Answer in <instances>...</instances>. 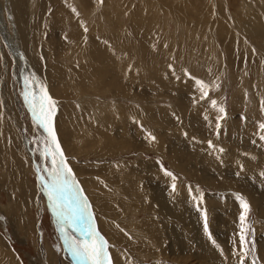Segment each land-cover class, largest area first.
<instances>
[{
    "label": "rangeland",
    "instance_id": "rangeland-1",
    "mask_svg": "<svg viewBox=\"0 0 264 264\" xmlns=\"http://www.w3.org/2000/svg\"><path fill=\"white\" fill-rule=\"evenodd\" d=\"M0 20V264H82L26 80L111 264H240L241 198L264 264V0H0Z\"/></svg>",
    "mask_w": 264,
    "mask_h": 264
},
{
    "label": "snow or ice",
    "instance_id": "snow-or-ice-1",
    "mask_svg": "<svg viewBox=\"0 0 264 264\" xmlns=\"http://www.w3.org/2000/svg\"><path fill=\"white\" fill-rule=\"evenodd\" d=\"M29 86V90L25 92L24 98L28 102L33 112V117L38 121L40 126L47 133V143L43 152L45 157L51 159V169L49 170V180L44 181V188L48 194L53 212L58 218L61 225L79 231L89 239L76 240L71 237L70 233L65 232V244L68 246L73 258L82 262V264H111L109 254L107 252L106 241L96 231L91 220V213L88 211V202L83 197L81 191L77 187L72 170L65 162L64 152L57 140L56 132L53 127V116L56 111V102L48 95L46 89L41 86L39 95L30 87V81H25ZM200 85L202 93L207 96L205 90L207 86L203 81H197ZM215 101H212L215 106ZM224 111L223 108L220 109ZM264 129V124L260 125ZM264 138V137H262ZM172 175L171 173H166ZM175 188V185H173ZM242 213L240 220V264H245L250 250L247 248L246 240V215L248 210L247 203L241 198L240 200ZM207 231V225L205 224ZM211 238V237H210ZM215 243V241H213ZM255 264V262H253Z\"/></svg>",
    "mask_w": 264,
    "mask_h": 264
},
{
    "label": "bare ground",
    "instance_id": "bare-ground-1",
    "mask_svg": "<svg viewBox=\"0 0 264 264\" xmlns=\"http://www.w3.org/2000/svg\"><path fill=\"white\" fill-rule=\"evenodd\" d=\"M79 1V0H78ZM75 4V3H74ZM82 4V3H81ZM80 5V4H79ZM78 6V5H77ZM79 7V6H78ZM77 8V7H76ZM80 8V7H79ZM86 8V7H85ZM82 9V8H81ZM80 10V9H79ZM82 11V10H81ZM86 12V11H85ZM115 12V11H114ZM90 12H88V14H89ZM117 13V12H116ZM111 15V14H110ZM115 15V14H114ZM89 16H90V14H89ZM2 20V19H1ZM0 20V25L2 26V24H1V21ZM3 27L4 26H2V29H1V31L3 30L4 31V29H3ZM93 29V28H92ZM7 31V30H6ZM3 35V34H2ZM3 37L5 38V35H3ZM5 40V39H4ZM14 42V41H13ZM15 43V42H14ZM17 49V48H16ZM15 50V49H14ZM14 53H16V55H18V56H20V55H22V54H20V52L18 51V49L17 50H15V52ZM23 57V56H22ZM94 64H96V63H94ZM26 69H27V67H26ZM26 71V70H25ZM99 71H100V69H99ZM26 72H28V71H26ZM101 72V71H100ZM96 73H98V72H96ZM113 73V72H112ZM112 73H110V74H112ZM27 74V73H26ZM99 74V73H98ZM101 74V73H100ZM111 76V75H110ZM28 77V76H27ZM111 77H113V76H111ZM108 78H109V76H108ZM111 80H112V78H110ZM109 79V80H110ZM114 79V78H113ZM108 80V81H109ZM111 80H110V82H111ZM115 80V79H114ZM112 82H113V80H112ZM34 83V87H37V86H35V82H33ZM108 87V86H107ZM94 101H96L95 99H94ZM97 103V102H96ZM107 107H108V105H107ZM101 111V110H100ZM106 111V110H105ZM135 111V110H134ZM56 136H57V134H56ZM57 140L59 141V139H58V136H57ZM116 143V142H115ZM59 144H60V141H59ZM60 147H61V145H60ZM61 149H62V147H61ZM173 149V148H172ZM62 151H63V149H62ZM122 168V167H121ZM163 196V195H162ZM162 196L161 195H157V198L155 197L154 199H153V201L154 202H156V204H157V206H159V208H160V211H161V213H163V214H165V215H167L171 220H179V217L177 218V216H175L174 215V213L172 212V210H170L169 209V207L164 203V201H163V199L161 200V198H162ZM182 220H183V217H180V220L179 221H181L182 222ZM165 226V225H164ZM84 235V234H83ZM172 236V235H171ZM173 238L175 237V236H172ZM83 239H86V236L84 235V237H83ZM89 239V238H88ZM165 240V239H164ZM180 242V241H179Z\"/></svg>",
    "mask_w": 264,
    "mask_h": 264
},
{
    "label": "water",
    "instance_id": "water-1",
    "mask_svg": "<svg viewBox=\"0 0 264 264\" xmlns=\"http://www.w3.org/2000/svg\"><path fill=\"white\" fill-rule=\"evenodd\" d=\"M20 57L23 58L22 55H20ZM22 64H23V63H22ZM30 113H31V115L33 116V113H32V111H31V109H30Z\"/></svg>",
    "mask_w": 264,
    "mask_h": 264
}]
</instances>
